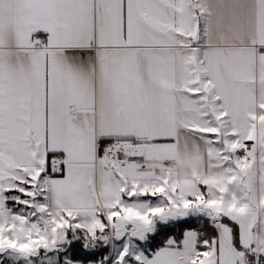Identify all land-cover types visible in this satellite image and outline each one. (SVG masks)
Returning a JSON list of instances; mask_svg holds the SVG:
<instances>
[{
  "label": "snow or ice",
  "instance_id": "obj_1",
  "mask_svg": "<svg viewBox=\"0 0 264 264\" xmlns=\"http://www.w3.org/2000/svg\"><path fill=\"white\" fill-rule=\"evenodd\" d=\"M0 264H264V0H0Z\"/></svg>",
  "mask_w": 264,
  "mask_h": 264
},
{
  "label": "trees",
  "instance_id": "obj_2",
  "mask_svg": "<svg viewBox=\"0 0 264 264\" xmlns=\"http://www.w3.org/2000/svg\"><path fill=\"white\" fill-rule=\"evenodd\" d=\"M193 226L195 227H201V226H204V227H207V228H210L211 225L210 224H204L203 222H198L196 220H193ZM181 229L180 228H176L171 234L173 235H179Z\"/></svg>",
  "mask_w": 264,
  "mask_h": 264
}]
</instances>
